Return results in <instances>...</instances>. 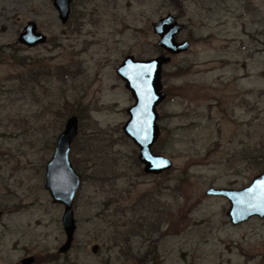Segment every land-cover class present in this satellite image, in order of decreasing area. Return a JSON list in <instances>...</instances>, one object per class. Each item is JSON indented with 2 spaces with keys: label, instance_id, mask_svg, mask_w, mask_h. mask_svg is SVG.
I'll return each instance as SVG.
<instances>
[{
  "label": "rangeland",
  "instance_id": "obj_1",
  "mask_svg": "<svg viewBox=\"0 0 264 264\" xmlns=\"http://www.w3.org/2000/svg\"><path fill=\"white\" fill-rule=\"evenodd\" d=\"M168 15L189 50L158 45ZM31 21L48 37L35 48L18 41ZM160 55L171 61L153 151L173 167L150 175L123 130L135 101L116 70ZM73 115L83 183L62 254L64 207L45 175ZM261 173L264 0H72L66 24L52 0H0V264H264V218L232 225L229 201L207 195Z\"/></svg>",
  "mask_w": 264,
  "mask_h": 264
},
{
  "label": "water",
  "instance_id": "obj_2",
  "mask_svg": "<svg viewBox=\"0 0 264 264\" xmlns=\"http://www.w3.org/2000/svg\"><path fill=\"white\" fill-rule=\"evenodd\" d=\"M58 11L61 23L66 24L71 15V0H52ZM155 33L160 37L158 45L171 55L189 50L188 40L178 41L177 37L184 29L174 16L168 15L153 25ZM47 35L38 31L37 23L29 22L20 33V44L35 48L47 42ZM171 61L170 56L160 55L154 59L137 60L128 56L116 70L126 83V88L134 98V105L127 109L129 120L123 130L139 149V160L147 174L159 175L171 170L173 161L163 154H156L153 147L161 135L159 126L160 114L158 107L166 100L163 91V66ZM80 119L71 116L59 135L51 160L46 165L45 188L55 204L64 207L62 224L66 242L59 252L66 254L70 251L77 230L74 201L80 189L83 178L74 168L71 161L72 144L79 134ZM207 195L224 197L230 203L227 212L232 225L242 224L252 218H264V173L254 177L250 185L243 189L210 188ZM2 213L0 212V217ZM98 246L93 247L96 253ZM33 258L23 261L32 264Z\"/></svg>",
  "mask_w": 264,
  "mask_h": 264
},
{
  "label": "flooded vegetation",
  "instance_id": "obj_3",
  "mask_svg": "<svg viewBox=\"0 0 264 264\" xmlns=\"http://www.w3.org/2000/svg\"><path fill=\"white\" fill-rule=\"evenodd\" d=\"M38 31H40V32H42L40 29H39V27H38ZM167 94V93H166ZM168 96V95H167ZM1 213H2V215H1V217H0V219L3 217V215H4V213H3V211H0ZM76 225H77V229H78V224H77V222H76ZM63 229H64V227H63ZM133 229H135V227H132L131 228V230H133ZM130 230V231H131ZM76 232H77V230H76ZM76 232H75V235H76ZM66 236V235H65ZM129 236H131L130 234H128V236L126 237V238H129ZM74 240H75V236H74ZM66 242V241H65ZM73 243H74V241H73ZM73 243H72V246H73ZM65 244V243H64ZM61 248V247H60ZM71 249H72V247H71ZM70 249V250H71ZM98 250H99V246H98ZM98 250H97V252H98ZM96 252V253H97ZM67 254V253H66ZM29 258H33L34 259V261H33V263L32 264H35V263H39L40 261L39 260H37L34 256H28V257H25L24 259H22L21 260V264H23V261L24 260H26V259H29Z\"/></svg>",
  "mask_w": 264,
  "mask_h": 264
}]
</instances>
